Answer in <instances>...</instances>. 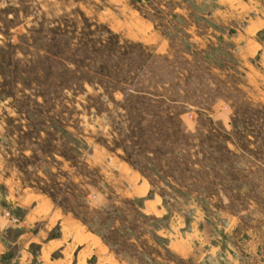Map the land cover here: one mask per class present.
Returning <instances> with one entry per match:
<instances>
[{
    "label": "rangeland",
    "instance_id": "1",
    "mask_svg": "<svg viewBox=\"0 0 264 264\" xmlns=\"http://www.w3.org/2000/svg\"><path fill=\"white\" fill-rule=\"evenodd\" d=\"M164 209L263 234L264 0H0V264H187Z\"/></svg>",
    "mask_w": 264,
    "mask_h": 264
},
{
    "label": "crops",
    "instance_id": "2",
    "mask_svg": "<svg viewBox=\"0 0 264 264\" xmlns=\"http://www.w3.org/2000/svg\"><path fill=\"white\" fill-rule=\"evenodd\" d=\"M191 6L193 7L192 3ZM168 9L173 11L174 7ZM152 23L154 24L153 21ZM157 211L161 212V210ZM163 213H168L170 216L168 229L162 231V233L171 237L168 249L185 263L264 264V228L261 235L251 230L238 234V224H230L228 239L232 240V243H215L212 240V233L207 234L206 230L200 227V224L205 225L206 228L208 226L203 218H197L198 222L190 221V228L186 230V220L179 217L183 228L178 231L176 226L177 213L168 209H164ZM210 227L212 228V226ZM80 262H77V264H83L82 261Z\"/></svg>",
    "mask_w": 264,
    "mask_h": 264
},
{
    "label": "bare ground",
    "instance_id": "3",
    "mask_svg": "<svg viewBox=\"0 0 264 264\" xmlns=\"http://www.w3.org/2000/svg\"><path fill=\"white\" fill-rule=\"evenodd\" d=\"M140 194H143V193L141 192ZM151 204H152V203H151ZM151 204H150V206H151ZM148 205H149V203H148ZM148 205H147V206H148ZM152 205H153V204H152ZM148 207H149V206H148ZM150 208H151V207H150ZM148 210H149V209H148ZM150 210H152V209H150ZM57 218H58V217H57ZM66 220H67V219H66ZM63 221H64V219H63ZM69 223H70V222H69ZM76 226H77V224H76ZM67 227H68V226H67ZM77 228H78V227H77ZM68 229H69V228H68ZM79 229H80V228H79ZM61 230H62V229H61ZM77 230H78V229H77ZM63 231H65V229H64ZM68 232H69V231H68ZM76 232H77V231H76ZM64 233H65V232H64ZM78 233H79V232H78ZM78 233H77L76 235H78ZM79 234H80V233H79ZM82 235H86V234H82ZM82 235H81V236H82ZM66 236H67V234H66ZM86 236H87V235H86ZM82 237H83V236H82ZM89 237H90V236H89ZM91 237H92V236H91ZM77 238H78V237H77ZM73 239H74V238H73ZM89 239H90V238H89ZM92 239H93V238H92ZM74 240L76 241L77 239H74ZM78 240H80V239H78ZM82 240H85V238H84V239L82 238ZM87 241H88V239H87ZM93 241H95V240H93ZM83 242H84V241H83ZM85 242H86V241H85ZM89 242H90V241H89ZM91 242H92V240H91ZM96 242H97V241H96ZM74 243H75V242H74ZM74 243H73V244H74ZM76 244H77V242H76ZM79 244H80V243H79ZM92 244H93V243H92ZM71 245H72V244H71ZM94 245H95V242H94ZM96 245H97V244H96ZM88 247H90V245H89ZM92 247H93V246H92ZM98 247H99V246H98ZM49 248H50V247H49ZM100 248H102V247L100 246L99 249H100ZM179 248H180V247H179ZM91 249H92V248H91ZM91 249H90V251H91ZM95 249H96V248H95ZM97 249H98V248H97ZM97 249H96V251H97ZM99 249H98V250H99ZM84 250H85V249H84ZM88 250H89V249H88ZM88 250H86V251L88 252ZM90 251H89V252H90ZM93 251H94V250H93ZM80 252H81V251H80ZM80 252H79V253H80ZM81 253H82V252H81ZM102 253H103V251H102ZM87 254H89V253H87ZM79 256H81V255H79ZM82 257H83V255H82ZM78 258H79V257H78ZM80 258H81V257H80ZM99 258H100V257H99ZM83 259H84V258H83ZM81 261H82V260H81ZM77 262H78V261H77ZM69 263H70V262H69ZM80 263H81V262H80Z\"/></svg>",
    "mask_w": 264,
    "mask_h": 264
}]
</instances>
